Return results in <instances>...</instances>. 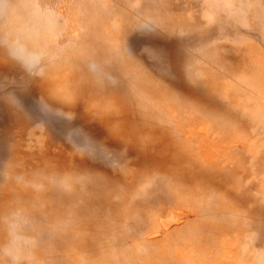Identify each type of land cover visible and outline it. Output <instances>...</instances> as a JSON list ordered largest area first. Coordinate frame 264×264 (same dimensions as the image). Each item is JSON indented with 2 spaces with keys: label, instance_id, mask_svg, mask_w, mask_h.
I'll list each match as a JSON object with an SVG mask.
<instances>
[{
  "label": "rangeland",
  "instance_id": "1",
  "mask_svg": "<svg viewBox=\"0 0 264 264\" xmlns=\"http://www.w3.org/2000/svg\"><path fill=\"white\" fill-rule=\"evenodd\" d=\"M0 264H264V0H0Z\"/></svg>",
  "mask_w": 264,
  "mask_h": 264
}]
</instances>
